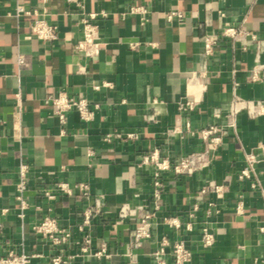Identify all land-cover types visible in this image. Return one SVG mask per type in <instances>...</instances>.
Returning <instances> with one entry per match:
<instances>
[{
	"label": "crops",
	"instance_id": "1",
	"mask_svg": "<svg viewBox=\"0 0 264 264\" xmlns=\"http://www.w3.org/2000/svg\"><path fill=\"white\" fill-rule=\"evenodd\" d=\"M19 6L30 14L17 16ZM141 7L146 14L136 12ZM173 12L183 17L169 20ZM91 14L102 42L94 58L76 49ZM36 19L56 26L57 39L39 40L31 31ZM226 26L245 28L255 41L224 38L206 55L203 35ZM187 91L201 102L181 114L177 104ZM61 92L85 98L93 119L71 111L62 124L48 102ZM237 96L264 106V0H0V259L25 253L29 264H48L61 254L71 264H155L153 253L164 249L172 264L173 243L184 240L193 264H264L263 107L257 116L240 113L237 133L225 138L207 169L164 172L160 201L156 167L144 163L155 150L178 161L203 149L200 130L221 125ZM252 152L259 154L256 177L242 182ZM60 182L86 183L91 197L76 191L49 200L43 191ZM209 182L225 185V193L207 194L191 218L194 195ZM122 207L129 210L124 218ZM140 207L152 215V229L135 246ZM89 209L94 214L81 231ZM46 217L72 232L70 243L54 246L33 230ZM204 227L215 235L210 248L202 242ZM87 234L92 242L84 252Z\"/></svg>",
	"mask_w": 264,
	"mask_h": 264
},
{
	"label": "built area",
	"instance_id": "2",
	"mask_svg": "<svg viewBox=\"0 0 264 264\" xmlns=\"http://www.w3.org/2000/svg\"><path fill=\"white\" fill-rule=\"evenodd\" d=\"M136 12L146 14L147 11L144 8H136ZM28 15L29 12L25 11L22 6L17 8V16ZM103 16H107L103 13ZM177 16L182 18L183 14L180 12H173L169 15V20ZM95 14H91L89 19H84V37L81 41L76 44V49L86 57L94 58L100 54L102 42H101V31L99 25L94 23L92 20L96 19ZM142 20H145L142 17ZM32 33L41 41L49 42L57 39L58 28L54 25L49 24L47 21L42 19H36L31 25ZM252 37L255 41V36L251 35L245 28L236 26H226L220 32L205 33L203 35L204 50L206 55H211L215 47L219 42L228 38L234 42L245 41L247 37ZM259 77L258 71L252 72V79L256 80ZM100 87L95 86L98 90ZM18 99H20L18 95ZM48 102L53 106L56 115L60 119L62 124H66L68 113L71 111H77L83 120L89 121L93 119V111L89 106L88 101L83 97H71L66 92H61L59 94L51 95L48 98ZM201 102L200 95L194 92L187 91L186 94L178 101L177 109L179 113L183 114L186 112L194 111ZM264 108L260 103L254 101L243 100L240 97H235L230 111L227 114L225 121L221 124H212L209 127L200 130V136L203 141V149L200 151H195L178 161H172L169 158H162L158 150H155L151 155H148L144 159V163L152 164L156 167L155 181H154V197L157 201L162 199L164 183L161 180V176L164 172L173 171L178 176H192L200 171L207 169L212 162L216 159L218 151L223 144V141L232 132L237 133L238 129V116L243 111H248L252 116H257L260 114L258 108ZM153 116L148 117V121H152ZM173 132H180V129L176 127ZM117 137H122V134L117 133ZM124 136V135H123ZM127 137H136L135 134H127ZM111 136L107 138L109 141ZM264 153V144L260 146ZM259 162V154L249 153L246 156V165L241 170L239 174V180L244 182L246 180H252L256 177V165ZM28 167L23 165L20 170V184L19 191L21 206V214L23 217L24 211L28 207L26 199L23 197L21 192L27 188L26 173ZM256 187L257 184H252ZM226 186L223 184H218L216 182H209L203 187H201L194 195V204L190 217L194 218L196 213L200 210L204 198L209 193H215L222 196L225 193ZM91 197V191L89 185L86 183H79L72 187L68 183L60 182L55 185L53 189L44 190V195L49 199H54L57 194H64L67 196H72L75 192ZM102 203L100 199L96 200L95 208L96 213L101 207ZM212 206V204H210ZM207 213L210 215L211 211L208 209ZM94 211L89 209L84 213V224L80 227V230H84V226H87L91 222L92 215ZM129 214V210L126 207H122L120 210L119 217L124 218ZM139 223L132 232L133 243L135 246H140L142 242L151 236L152 229V215L147 210L142 207L139 208ZM177 227L180 225L178 223H173ZM192 224L189 223L187 228L191 230ZM33 230L50 241L54 246H65L71 242L73 234L70 230L63 228L59 225L58 221L51 217H46L41 223L35 224ZM1 232V225H0ZM215 241V235L210 231L208 227H204L202 230V242L204 247L210 248ZM91 236L89 234L85 235L83 238V251L87 252L89 250V245L91 244ZM106 245H102L100 252L96 253L100 256L105 253ZM172 264H193V251L187 246L184 240H178L173 243L172 246ZM155 264H168L166 259V253L164 249H159L153 253ZM73 258V257H72ZM31 257L25 253L15 254L10 253L8 257L0 259V264H29ZM48 264H71L70 258L66 259L63 255H56L52 257Z\"/></svg>",
	"mask_w": 264,
	"mask_h": 264
}]
</instances>
